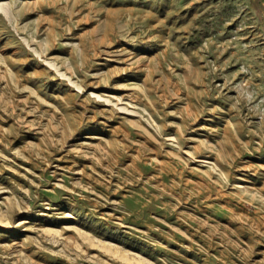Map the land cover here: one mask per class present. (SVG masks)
Here are the masks:
<instances>
[{
	"label": "rangeland",
	"instance_id": "rangeland-1",
	"mask_svg": "<svg viewBox=\"0 0 264 264\" xmlns=\"http://www.w3.org/2000/svg\"><path fill=\"white\" fill-rule=\"evenodd\" d=\"M0 264H264V0H0Z\"/></svg>",
	"mask_w": 264,
	"mask_h": 264
}]
</instances>
